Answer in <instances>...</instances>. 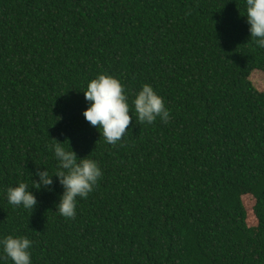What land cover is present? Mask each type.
<instances>
[{
  "label": "trees",
  "instance_id": "16d2710c",
  "mask_svg": "<svg viewBox=\"0 0 264 264\" xmlns=\"http://www.w3.org/2000/svg\"><path fill=\"white\" fill-rule=\"evenodd\" d=\"M244 15L245 0H0V238H29L32 264H264V93L249 80L264 48ZM100 74L134 117L116 145L83 117ZM144 84L168 123L135 118ZM52 139L103 172L74 219L55 178L32 182L56 171ZM20 182L32 211L6 201Z\"/></svg>",
  "mask_w": 264,
  "mask_h": 264
},
{
  "label": "clouds",
  "instance_id": "9594fccd",
  "mask_svg": "<svg viewBox=\"0 0 264 264\" xmlns=\"http://www.w3.org/2000/svg\"><path fill=\"white\" fill-rule=\"evenodd\" d=\"M244 17L249 26L250 39L257 47L264 48V0H245ZM83 95L88 104L83 112L85 120L102 133L107 144L116 145L121 142L134 119L122 83L115 77L100 74L88 82ZM131 106L134 108L135 118L141 124L151 125L157 119L166 124L170 119V111L164 98L149 84H144L135 94ZM52 140L54 143L49 145V150L57 161L56 171L50 174L46 168L38 167L35 173L38 179L32 182L36 190L52 191L55 178V182L63 188L56 213L64 218L74 219L78 199L88 198L103 172L94 159L88 156L78 158L69 141L68 148H65V142ZM5 197L8 204L25 210L32 211L38 203L36 196L24 182L7 188ZM32 246L33 242L26 236L8 235L0 238V264H9V261L11 264H32Z\"/></svg>",
  "mask_w": 264,
  "mask_h": 264
},
{
  "label": "rangeland",
  "instance_id": "374dc122",
  "mask_svg": "<svg viewBox=\"0 0 264 264\" xmlns=\"http://www.w3.org/2000/svg\"><path fill=\"white\" fill-rule=\"evenodd\" d=\"M253 87L259 91L264 93V73L259 70H254L249 78ZM243 205L246 210V223L249 227H254L257 224V221L252 212V207L254 205V200L251 197H243L242 198Z\"/></svg>",
  "mask_w": 264,
  "mask_h": 264
}]
</instances>
